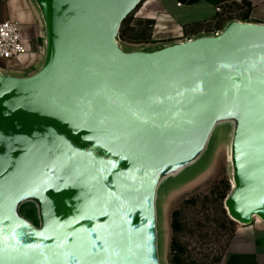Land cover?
Returning a JSON list of instances; mask_svg holds the SVG:
<instances>
[{
  "label": "water",
  "instance_id": "obj_1",
  "mask_svg": "<svg viewBox=\"0 0 264 264\" xmlns=\"http://www.w3.org/2000/svg\"><path fill=\"white\" fill-rule=\"evenodd\" d=\"M0 67V264H169L164 202L227 146L230 219L264 221V22L127 45L142 0H30Z\"/></svg>",
  "mask_w": 264,
  "mask_h": 264
},
{
  "label": "rangeland",
  "instance_id": "obj_2",
  "mask_svg": "<svg viewBox=\"0 0 264 264\" xmlns=\"http://www.w3.org/2000/svg\"><path fill=\"white\" fill-rule=\"evenodd\" d=\"M226 6L227 9L223 8L225 15L231 14L235 18L244 16L234 4ZM136 10L137 8L121 27L123 35L120 30V38L127 45L150 42L146 39L152 30V20L137 18ZM222 23H218L215 28ZM36 56L37 52L33 51L9 64L1 61L0 67L17 66L18 70H25L34 64ZM32 61L34 62L30 64ZM230 186L227 146L222 141L209 167L194 180L170 192L164 202L165 257L169 264L173 238L180 247L183 264H217L237 224L230 219L224 207V199ZM175 210L179 211L177 220L180 230L177 232L172 228Z\"/></svg>",
  "mask_w": 264,
  "mask_h": 264
},
{
  "label": "crops",
  "instance_id": "obj_3",
  "mask_svg": "<svg viewBox=\"0 0 264 264\" xmlns=\"http://www.w3.org/2000/svg\"><path fill=\"white\" fill-rule=\"evenodd\" d=\"M231 3L244 14L240 19L264 22V0H142L135 16L153 21L150 42L168 41L215 29L225 15L216 8ZM5 20L17 22L26 45L38 52L41 25L30 0H0V21ZM217 264H264V221L235 224Z\"/></svg>",
  "mask_w": 264,
  "mask_h": 264
},
{
  "label": "built area",
  "instance_id": "obj_4",
  "mask_svg": "<svg viewBox=\"0 0 264 264\" xmlns=\"http://www.w3.org/2000/svg\"><path fill=\"white\" fill-rule=\"evenodd\" d=\"M216 10L218 13H224L220 6ZM30 53L31 50L21 36L19 24L12 20L0 21V62L6 61L9 64Z\"/></svg>",
  "mask_w": 264,
  "mask_h": 264
},
{
  "label": "trees",
  "instance_id": "obj_5",
  "mask_svg": "<svg viewBox=\"0 0 264 264\" xmlns=\"http://www.w3.org/2000/svg\"><path fill=\"white\" fill-rule=\"evenodd\" d=\"M225 9H227V6H225ZM130 14L124 19V21L122 23V26L126 22V20H128V17L130 16ZM228 18H235V17L233 15H231V14L230 15H225V17L223 18V20H226ZM151 23H153V21ZM123 34H124V31L121 30V35H123ZM146 40H148V41H151L152 40L151 31H150L149 35L147 36V39ZM16 68H18V67H16ZM178 214H179V211L178 210H175L173 212L172 228H173V231L174 232H177L178 230H180V223L177 220ZM169 261H170V264H183V259H182V256L180 254V247L178 245L177 240H175L174 238H173L172 243H171L170 259H169Z\"/></svg>",
  "mask_w": 264,
  "mask_h": 264
}]
</instances>
